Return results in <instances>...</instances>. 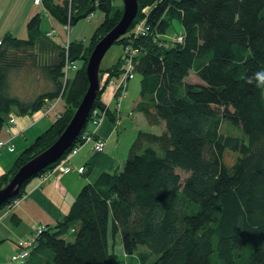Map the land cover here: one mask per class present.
Returning <instances> with one entry per match:
<instances>
[{
	"label": "trees",
	"instance_id": "trees-1",
	"mask_svg": "<svg viewBox=\"0 0 264 264\" xmlns=\"http://www.w3.org/2000/svg\"><path fill=\"white\" fill-rule=\"evenodd\" d=\"M41 3L64 26L88 20L96 10L104 17L86 48L77 40H69L66 48L47 37L40 14L27 21L26 39L5 33L0 40V132L14 111L29 115L57 97L66 107L0 176V189L65 129L87 90L86 60L122 14L113 0ZM137 3L134 21L115 44L137 49L136 110L162 131H138L121 170L101 172L83 185L61 220L42 228L23 264L32 255L34 264H115L109 236L119 237L123 254H136L139 264H264V89L244 83L264 69V0ZM174 20L182 27L180 44L168 38ZM140 22L143 32L135 34ZM65 61L76 65L66 77ZM25 66L50 85L30 101L9 94L11 72ZM122 67L120 56L100 71L113 78ZM190 72L199 82L188 81ZM103 91L93 109L114 122L115 112L101 102ZM91 119L90 111L61 159L81 142ZM225 153L235 155L231 165ZM68 232L72 240L64 239ZM20 249L17 245L16 252Z\"/></svg>",
	"mask_w": 264,
	"mask_h": 264
},
{
	"label": "crops",
	"instance_id": "crops-1",
	"mask_svg": "<svg viewBox=\"0 0 264 264\" xmlns=\"http://www.w3.org/2000/svg\"><path fill=\"white\" fill-rule=\"evenodd\" d=\"M39 5H35L33 0H31V9H28L27 16L31 17L38 14L35 8ZM10 34L13 35V33ZM67 42H69L68 39ZM59 44L66 46V42H61ZM24 70L27 74H30L31 77H36V80H39V75L32 73L28 68ZM116 78L117 77H113V79ZM128 85L129 82L127 83V89ZM49 87V83L46 80H42L40 86L36 88L32 96L29 95L26 98L19 96L16 98L22 101L33 100L39 94L47 91ZM112 93V88H107L101 95V102L105 104L109 101V109L115 112V121L112 122L106 118L97 130L98 138L105 142L104 150L102 152H94L91 149V145L87 144L69 160V164L72 168H85L84 174H78L76 170H74L62 175L53 174L45 181H40L39 177L32 178L24 185L21 201L11 210L3 209L0 211V264H13L10 262V258L14 252H16L17 245H19L21 241L31 237L32 233L37 228H53L68 212V209L83 185L95 180L101 172L118 171L121 168L122 162L124 163L128 150L136 138L138 131L150 132L154 127H160L149 124L144 115L136 110L139 96L136 97L132 103L130 108L131 113H127L128 117L131 115L133 119L131 120L132 125H129V123L124 125L125 123L120 112L122 100L119 102V109L116 112V103L114 100H111ZM60 104L62 106H60ZM64 109L65 105L61 99L55 105L54 109L44 117L41 116L39 111L29 115H18L16 111L12 112L10 115L14 116L16 119L13 130L17 133L12 140L14 144L13 153H15L18 147H20L19 149L22 152L31 145L39 135L55 122ZM10 115H8L7 119ZM45 120L49 122H46L42 128L35 129L34 131L32 130ZM121 126L123 128L118 130ZM91 129L92 127L89 128V130ZM129 131L133 133L129 135ZM1 135L0 140L8 137L4 128L1 131ZM13 153L3 151L0 154V176L11 170L16 158L19 156H12ZM32 256L28 258L29 260L27 259L29 261L27 264H34L32 260L34 258H32ZM31 260L33 262H31Z\"/></svg>",
	"mask_w": 264,
	"mask_h": 264
},
{
	"label": "rangeland",
	"instance_id": "rangeland-1",
	"mask_svg": "<svg viewBox=\"0 0 264 264\" xmlns=\"http://www.w3.org/2000/svg\"><path fill=\"white\" fill-rule=\"evenodd\" d=\"M31 0H0V40L3 38L4 34L7 32L13 33L17 38L19 39H26L27 38V31H26V23L30 16H27L28 9H31L30 6ZM113 6L116 9L123 8L122 0H113ZM37 13L41 16V24H40V30L44 33L50 32L54 30L55 35L52 36V39L55 40L57 43L61 42H67L68 40H77L81 42L84 46V48L89 46V42L91 39V36L95 29L101 24L103 21V13L99 10H96L92 16L88 20H80L76 25L70 26V33L67 34L66 30L64 29V25L58 23L55 19H53L44 9L43 4L39 5L35 8ZM182 32L181 24L178 20H174L172 22V28L169 30V36L168 38H173L175 35H178ZM123 53V47L114 44L112 45L109 50L104 55L100 68L105 71V68L110 67L112 64H114L117 59L122 55ZM27 68L26 66L24 68H20L19 70H15L11 72L10 74V82H9V94L14 97H27L32 96L33 92H35L36 88L40 86V83L42 80H45L42 75H40L39 80H36V77H31L30 74H27L24 70ZM29 70L36 74L33 70L29 68ZM102 71H100V76L104 74ZM37 75V74H36ZM140 79L141 74L138 72H135L134 78L129 80L128 89L124 93L123 98L121 99V117L124 121V125H132L131 115L128 117L127 113L130 112V108L132 106L133 101L136 97L139 96V89H140ZM189 82H199L197 77L193 72H190L188 76ZM28 99V98H27ZM62 104V103H61ZM60 104V106H62ZM56 109V108H55ZM66 109V107H65ZM64 109V111H65ZM75 110H73V113ZM131 113V112H130ZM73 115V114H72ZM51 116V115H50ZM46 122L49 121H43L39 123L37 126H35L32 130L42 128ZM91 125L88 124L87 129H89ZM123 127L121 126L118 130H121ZM128 129V128H127ZM225 126H222V131L224 132ZM160 127H154L151 129L150 132L155 134L161 133ZM133 132L129 131L128 134L131 135ZM0 132V137H1ZM135 140V139H134ZM18 149L15 151V153L12 154V156L20 155L21 150ZM4 156V155H3ZM235 155L233 153H225L224 155V161L228 165H231L234 161ZM123 165V162H122ZM121 165V168H122ZM119 169V171L121 170ZM183 176V174H182ZM7 207V205L5 206ZM3 208L4 210H8L7 208ZM2 209V210H3ZM64 239L66 240H72L73 236L68 232L64 235ZM109 249L113 251L115 256L117 257L115 260V264H139L138 260L136 259V254L125 256L122 251V245L121 240L119 237H114V239H111L109 236ZM144 250L143 247H139V251Z\"/></svg>",
	"mask_w": 264,
	"mask_h": 264
},
{
	"label": "water",
	"instance_id": "water-1",
	"mask_svg": "<svg viewBox=\"0 0 264 264\" xmlns=\"http://www.w3.org/2000/svg\"><path fill=\"white\" fill-rule=\"evenodd\" d=\"M122 4V14L118 23L95 44L86 60L87 90L71 119L53 144L22 165L0 189V208L10 198L15 197L28 180L60 160L85 128L96 97L102 91L99 75L101 61L109 48L127 32L137 15V0H122Z\"/></svg>",
	"mask_w": 264,
	"mask_h": 264
},
{
	"label": "built area",
	"instance_id": "built-area-1",
	"mask_svg": "<svg viewBox=\"0 0 264 264\" xmlns=\"http://www.w3.org/2000/svg\"><path fill=\"white\" fill-rule=\"evenodd\" d=\"M33 3L35 5L41 4V0H33ZM143 22H140L135 30V34L138 32H143L142 29ZM64 29L66 30V33H70V25L67 23L64 26ZM54 30L47 32L46 36L47 37H52L54 35ZM176 43L180 44L182 42V35L178 34L175 35L172 38ZM68 47V42H66V48ZM137 54V49H134L131 45L127 44L123 46V53H122V58H123V67L122 71L119 74V76L116 79L109 78L108 73H104L100 77V85L102 90H106L107 88H112L113 93L111 100L115 101V111L117 112L119 109V102L124 96V93L126 92L127 89V83L129 80L134 78L135 75V70H136V63H135V56ZM76 69V65L65 61L64 64V75L65 77L68 75L69 72L73 71ZM61 100L60 97L55 98L54 100L48 102L43 108L39 110L41 113V116H47L55 107V105ZM106 107L109 105V101L104 104ZM91 116L92 119L89 120V125H91L92 129L89 130L87 129L81 136V142L76 145L75 147L72 148V150L65 155L63 159H61L51 170L47 171L43 175L39 176L40 181H45L48 177H50L53 174H67L71 171L76 170L78 174H84L85 168L80 167L78 169H74L70 166L69 160L71 159L72 156H74L83 146L90 144L91 149L94 152H102L105 148V142L98 138L97 136V130L103 123V121L106 119V113L105 112H100L97 109L91 110ZM15 117L10 115L9 118L7 119V122L5 124L4 130L7 133V138L0 140V154L3 151H7L9 153L14 152V144H13V138L17 133L14 132V125H15ZM97 136V138H96ZM21 196L19 198H16L11 201L7 205V209L11 210L13 207H15L20 201H21ZM42 228H37L31 237H29L26 240H23L20 242V251H17L10 259V262L14 264H23L25 262V259L27 257V249L35 242V239L37 236L41 233Z\"/></svg>",
	"mask_w": 264,
	"mask_h": 264
},
{
	"label": "clouds",
	"instance_id": "clouds-1",
	"mask_svg": "<svg viewBox=\"0 0 264 264\" xmlns=\"http://www.w3.org/2000/svg\"><path fill=\"white\" fill-rule=\"evenodd\" d=\"M244 83L257 89H264V69L255 71L251 75L246 76Z\"/></svg>",
	"mask_w": 264,
	"mask_h": 264
}]
</instances>
